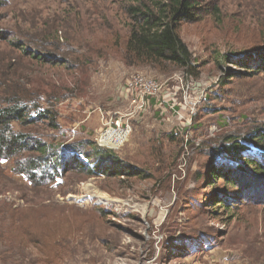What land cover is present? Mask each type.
I'll return each mask as SVG.
<instances>
[{"label":"rangeland","instance_id":"obj_1","mask_svg":"<svg viewBox=\"0 0 264 264\" xmlns=\"http://www.w3.org/2000/svg\"><path fill=\"white\" fill-rule=\"evenodd\" d=\"M213 2L218 12L179 29L195 58L188 73L126 64L129 0H0V99L47 97L53 104L42 106L57 116V128L16 130L54 151H89L130 108L129 77L157 79L170 94L136 114L114 150L141 176L90 177L68 160L59 178L35 185L17 161L0 163V264H264V180L252 170L230 176L235 184L215 174L239 167L226 147L253 150L251 135L264 131V0ZM227 54L241 65L222 63ZM192 83L188 122L177 112Z\"/></svg>","mask_w":264,"mask_h":264},{"label":"trees","instance_id":"obj_2","mask_svg":"<svg viewBox=\"0 0 264 264\" xmlns=\"http://www.w3.org/2000/svg\"><path fill=\"white\" fill-rule=\"evenodd\" d=\"M129 1L132 3L124 9L129 20V32L124 47L126 64L130 67L167 69L172 67L188 73L193 72L195 58L180 37L179 29L184 24L198 23L205 15L218 12L213 0ZM0 40H8L2 31H0ZM33 58L38 57L33 55ZM219 58L225 64L232 62V65H241L233 55L227 54ZM38 60L43 61L44 58L39 57ZM62 63L65 64L64 61ZM43 98L37 96V99L31 101L23 94L15 93L7 100L0 99V163L17 161V172L35 185L55 181L60 177L61 171L69 168L71 164L72 168L85 171L90 177L141 176L135 172L131 173L128 167H125L126 163L115 154L113 149H102L104 147H95L94 143H89L90 150L86 151L85 144L82 143L54 151L51 144L37 140L24 131L16 130L17 126L32 125L41 121H50L57 128V116L52 113L53 107L42 106V103H53L47 97ZM154 101L152 99L151 103L154 104ZM251 140L255 144L253 150H258L262 161H257L250 155L253 150H250L246 144L230 145L226 147L225 159L230 158L231 163L239 167L235 171L224 168L226 172L219 170L215 171V174L235 184L237 179L235 177L231 179L230 176L235 173L247 175L252 170L249 173L251 177L259 176L264 180V131L254 132ZM26 155L29 157L24 160ZM68 160H70L69 166ZM115 168L118 171L115 172ZM142 177L148 178L149 175ZM262 183L264 186V181ZM219 202V204L224 203V201Z\"/></svg>","mask_w":264,"mask_h":264},{"label":"built area","instance_id":"obj_3","mask_svg":"<svg viewBox=\"0 0 264 264\" xmlns=\"http://www.w3.org/2000/svg\"><path fill=\"white\" fill-rule=\"evenodd\" d=\"M173 80L179 82V85L184 84L182 77L175 76ZM164 88L165 83L146 75L136 74L129 77L126 81L125 94L130 108L125 113H116L106 122L105 129L96 139L97 144L113 150L120 149L133 132L132 120L135 115L146 112L152 105V99L159 101L160 97L164 101L169 98L170 94L165 95ZM183 91L185 95L181 104V113L177 112V114L182 118L186 115L189 122L198 104L189 94V92L193 93V83L183 87ZM159 107L161 108L160 104Z\"/></svg>","mask_w":264,"mask_h":264},{"label":"crops","instance_id":"obj_4","mask_svg":"<svg viewBox=\"0 0 264 264\" xmlns=\"http://www.w3.org/2000/svg\"><path fill=\"white\" fill-rule=\"evenodd\" d=\"M156 103V101H154V104Z\"/></svg>","mask_w":264,"mask_h":264}]
</instances>
